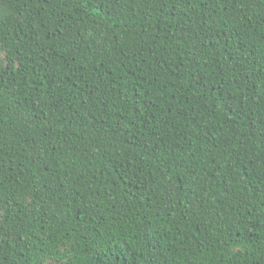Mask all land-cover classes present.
<instances>
[{"label":"trees","instance_id":"16d2710c","mask_svg":"<svg viewBox=\"0 0 264 264\" xmlns=\"http://www.w3.org/2000/svg\"><path fill=\"white\" fill-rule=\"evenodd\" d=\"M0 264H264V0H0Z\"/></svg>","mask_w":264,"mask_h":264}]
</instances>
